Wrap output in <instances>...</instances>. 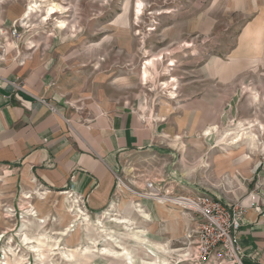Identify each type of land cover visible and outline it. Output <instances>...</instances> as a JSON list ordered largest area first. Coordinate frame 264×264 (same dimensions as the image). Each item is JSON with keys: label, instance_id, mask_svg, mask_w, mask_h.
Instances as JSON below:
<instances>
[{"label": "rangeland", "instance_id": "obj_1", "mask_svg": "<svg viewBox=\"0 0 264 264\" xmlns=\"http://www.w3.org/2000/svg\"><path fill=\"white\" fill-rule=\"evenodd\" d=\"M135 1L55 0L67 8L59 18L75 24V34L56 30L54 22L41 24L45 7L22 25L28 22L25 30L41 27L52 34L40 43L54 57L57 83L72 112L88 113L89 105L99 102L111 110L126 104L143 122L154 123L160 152L128 159L124 166L129 178L153 175L159 188L175 196L206 194L229 204L251 195L264 199V153L260 152L264 145L263 29L257 28L261 31L259 49L256 37L245 34L261 11L253 5L250 12L243 0H144L143 23L136 27L131 14ZM30 2L0 0V5L3 13L16 8L22 15ZM163 11L172 12L156 15ZM151 28L156 29L152 32ZM185 43L194 46L186 48ZM165 50L171 54L151 70V80L143 85L140 73L145 62ZM171 61L176 66L168 68ZM170 77L180 82L175 99L162 86ZM240 124L258 137L256 150L248 141L232 147L217 144L226 134L238 133ZM176 137L185 145L183 151L172 146ZM240 161L248 162L242 165ZM33 190H38L35 183L25 185L16 170L0 166V264H126L131 254L137 264L152 260L145 246L130 237L132 230L115 221L114 212L111 218L104 213L88 216L69 194L66 204L64 198L55 200L38 191L34 196ZM26 194L32 199H26ZM129 200L123 195L122 205ZM61 204L69 206L67 226L59 222ZM159 208L160 220L135 215L130 228L137 227L154 244L170 249L169 253L155 250L167 264H199L187 241L198 219L180 206ZM77 211H83L92 225H86L83 215L68 231ZM45 216L47 222L40 223ZM98 220L108 234H120L119 245L105 241L104 231L93 226ZM26 237L33 243L26 245ZM57 237H71L75 244L55 243Z\"/></svg>", "mask_w": 264, "mask_h": 264}, {"label": "crops", "instance_id": "obj_2", "mask_svg": "<svg viewBox=\"0 0 264 264\" xmlns=\"http://www.w3.org/2000/svg\"><path fill=\"white\" fill-rule=\"evenodd\" d=\"M242 2L249 4L250 12L253 5L261 11L245 34L262 27L263 37L264 6L260 5H264V0ZM23 15L16 8L3 13L0 5V166L16 170L25 185L35 183L38 190H33L34 196L38 191L55 200L64 198L69 204L65 197L69 194L88 216L111 211L117 219L133 225L135 215L144 219L140 212L143 210L150 216L148 220H160L159 206L166 205L138 198L120 188L115 178L119 174L135 191L144 190L146 181L158 183L149 174H142L143 181L135 174L129 178L125 175L129 170L124 166L128 159L144 152H160L154 123L143 122V117L126 104L111 110L99 102L89 105L88 113L72 112L57 83L54 57L40 43L49 32L41 27L25 30L22 21L27 19ZM12 31L17 35L13 36ZM14 83L23 89H17ZM43 101L56 107L58 113L51 112ZM126 194L130 200L123 206L121 199ZM245 202L256 203L257 208L246 214L237 244L245 264H264V199L251 195ZM64 204L58 205L57 211L61 212L59 222L67 226L69 206ZM54 239L55 243L75 244L71 237Z\"/></svg>", "mask_w": 264, "mask_h": 264}, {"label": "built area", "instance_id": "obj_3", "mask_svg": "<svg viewBox=\"0 0 264 264\" xmlns=\"http://www.w3.org/2000/svg\"><path fill=\"white\" fill-rule=\"evenodd\" d=\"M12 35L16 36L17 32L13 31ZM14 85L17 89H23L18 83ZM43 103L49 106L51 112L58 113L56 107H52L47 101ZM115 178L120 188L128 190L142 200L180 206L195 215L198 219L197 227L189 232L187 241L190 249L192 247V257L199 264H245L237 238L246 214L250 209L257 208L256 203L242 201L227 206L219 199L206 194L175 196L164 192L158 183L153 181H146L144 190L135 191L119 174H115Z\"/></svg>", "mask_w": 264, "mask_h": 264}, {"label": "bare ground", "instance_id": "obj_4", "mask_svg": "<svg viewBox=\"0 0 264 264\" xmlns=\"http://www.w3.org/2000/svg\"><path fill=\"white\" fill-rule=\"evenodd\" d=\"M148 4V3H147ZM42 7H45V12L43 15H41V22L44 24H48L50 22H54V25L57 29L61 30V31H69L71 33H76L78 31L77 27L75 24H70L68 21L66 20H60L59 16L63 15L64 13L67 12V8L59 3H56L55 0H31L29 6L27 7L26 11L24 12L23 15V19H29L31 17V15L33 14H37V13H41L42 12ZM145 8H146V3L144 0H136L134 2V4L132 5V11L131 14L134 18V25L136 27H139L140 22H142V17L145 13ZM172 11H163V12H157L156 15H167L170 14ZM24 22V21H23ZM22 22V24H23ZM143 23V22H142ZM27 24H25L24 26H26ZM79 27V26H78ZM156 29V28H155ZM154 28H151L150 31H155ZM137 35V34H136ZM247 36L250 37H256L254 40L255 42V46L257 49H259V45L258 40L260 38L261 35V31L257 30V29H253L250 30L246 33ZM186 48H191L194 46V44L192 43H185L183 45ZM171 52H169L168 50H165V54H156L153 56L152 59L148 60L145 62L141 73H140V81L142 82L143 85H147L149 83V81L152 78V73L151 70H156V67L158 64H163L164 59H165V55H170ZM159 66V65H158ZM176 66L175 61H171L170 64L168 65V68H173ZM172 69H168V73L171 72ZM179 84L180 82L178 81L177 78L175 77H170L169 81L165 82L162 84V86H164V88L169 92V96L171 97V99H175L177 97V89L179 88ZM255 99H258V96H255ZM160 119V118H159ZM249 128H244L242 124H240V128H239V132L238 133H231V134H226L224 138L220 139V141H218V145L219 146H225V147H232V146H236L239 143L243 142V141H248L247 144H249L250 146L253 147V150H256L258 148L257 146V142L258 137L255 135L250 134V132L248 131ZM212 132V131H211ZM210 131L206 132L204 136L209 135ZM234 136V138L229 139L228 137L230 136ZM180 138V137H179ZM179 138L176 137L175 141H172V146L178 148L179 150H184L185 145L182 143H179ZM261 150L264 153V145L261 146ZM216 148V147H215ZM224 149V147H222ZM229 149V148H228ZM226 151V150H225ZM261 153V154H263ZM228 157H231V154H227ZM244 156V155H243ZM242 156V157H243ZM251 159V158H250ZM249 159V160H250ZM28 192V191H27ZM72 197V196H71ZM69 197V198H71ZM26 199H32V196L29 194H26L25 196ZM137 208L139 209V211L141 210V207L139 208L137 206ZM142 214V217H144V219L148 220L149 219V215L144 212L143 210L140 211ZM34 213V212H33ZM85 215L83 213V211H77L74 213V216H72L73 222L70 223L69 227L66 228L68 231H71L70 228L72 227H76L73 226L74 224H76L77 222H79V220L82 219V216ZM104 215H107L108 217H112V213L111 211H107ZM114 216V215H113ZM116 219L115 221H117L118 223H121L125 226L126 229L128 230H132V232L130 233V237L145 246V252L146 254L152 258L151 261H147V262H141L142 264H167L165 259H162L161 257H159V255L156 253L155 250H162L164 253H169V250H166L163 246H158L156 244H154L152 241H150L147 236L145 234H147L146 232H142L137 230L136 228H130L132 227L131 222L130 221H126L125 219ZM47 218L45 216L44 219L40 220L39 222L42 224H45L47 222ZM85 221H86V225L88 227H90L92 224L90 223V219L88 216L85 215ZM85 223V222H83ZM95 225H93L94 227H96L97 230H99L100 232H103V234L105 235V241L108 242H114L116 245H119L120 241H119V235L116 234H108L107 231H105V229H102V222L100 220H98L97 223H94ZM79 226V225H78ZM77 229V228H76ZM43 237V236H42ZM45 237V236H44ZM123 237V236H122ZM30 238H25L24 242L26 243V245L30 244ZM33 243V242H31ZM40 244H44L45 242L43 241H39ZM122 248V247H121ZM36 250V249H35ZM124 252H128L127 250H124ZM172 252V251H171ZM108 254H112V252H107ZM115 255H118L119 253H114ZM163 254V253H162ZM66 255V254H65ZM126 264H137V259L135 256L128 255L127 257V263ZM169 264V263H168Z\"/></svg>", "mask_w": 264, "mask_h": 264}]
</instances>
